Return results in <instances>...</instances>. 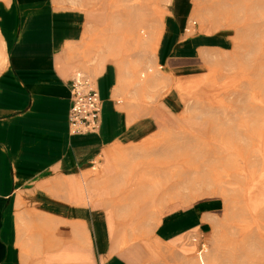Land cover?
<instances>
[{"label":"rangeland","instance_id":"rangeland-1","mask_svg":"<svg viewBox=\"0 0 264 264\" xmlns=\"http://www.w3.org/2000/svg\"><path fill=\"white\" fill-rule=\"evenodd\" d=\"M58 1L87 16L82 72L93 82L100 66L114 63L137 91L123 102L166 106L169 116L82 172L89 191L95 185L89 206L106 213L116 250L134 249L136 264H200V256L205 264H264V0H186L192 30L225 41L175 75L159 64L171 19L180 21L177 0ZM3 59L0 44V70ZM172 208L206 213L186 250L154 235Z\"/></svg>","mask_w":264,"mask_h":264},{"label":"crops","instance_id":"crops-1","mask_svg":"<svg viewBox=\"0 0 264 264\" xmlns=\"http://www.w3.org/2000/svg\"><path fill=\"white\" fill-rule=\"evenodd\" d=\"M185 2L173 8L180 21L171 19L172 42L159 64L172 75L190 71L193 57L225 41L221 34L194 32L183 20L190 15ZM87 23L83 11L58 0H0V264H136L134 249L116 250L102 208L85 203L80 174L96 161L101 165L113 146L147 137L169 116L163 105L135 109L123 102L128 91H137L128 87L130 75L108 62L93 81L102 101L100 128L69 132L70 80L89 67L81 54ZM102 169L107 177L109 162ZM192 214L166 211L154 235L186 250L191 226L206 215Z\"/></svg>","mask_w":264,"mask_h":264},{"label":"built area","instance_id":"built-area-1","mask_svg":"<svg viewBox=\"0 0 264 264\" xmlns=\"http://www.w3.org/2000/svg\"><path fill=\"white\" fill-rule=\"evenodd\" d=\"M102 101L93 82L82 72L70 80L68 128L71 134L95 132L101 124Z\"/></svg>","mask_w":264,"mask_h":264},{"label":"bare ground","instance_id":"bare-ground-1","mask_svg":"<svg viewBox=\"0 0 264 264\" xmlns=\"http://www.w3.org/2000/svg\"><path fill=\"white\" fill-rule=\"evenodd\" d=\"M99 15H101V14H99ZM99 17H101V16H99ZM78 189H79L80 194L83 196V198L85 200V203L90 204V202H91L90 201V191H89V187H88V185H87V183H86V181L84 179L83 173L80 174V183H79ZM199 261L201 262L200 264H205V262H204V260L202 259L201 256L199 257Z\"/></svg>","mask_w":264,"mask_h":264}]
</instances>
